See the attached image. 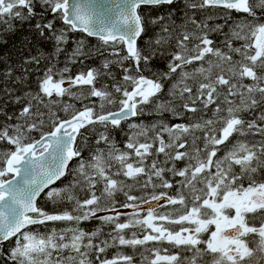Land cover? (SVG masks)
Listing matches in <instances>:
<instances>
[{
  "label": "snow or ice",
  "instance_id": "1",
  "mask_svg": "<svg viewBox=\"0 0 264 264\" xmlns=\"http://www.w3.org/2000/svg\"><path fill=\"white\" fill-rule=\"evenodd\" d=\"M14 20L54 52L34 88L38 57H0V264H264V0H0Z\"/></svg>",
  "mask_w": 264,
  "mask_h": 264
},
{
  "label": "trees",
  "instance_id": "2",
  "mask_svg": "<svg viewBox=\"0 0 264 264\" xmlns=\"http://www.w3.org/2000/svg\"><path fill=\"white\" fill-rule=\"evenodd\" d=\"M147 14L150 16H156V15H166L169 6H160L158 8H146L145 9ZM219 13H221V10L219 9ZM35 22H22L20 20H14L13 21V28L10 31L8 27L4 24H0V57L8 58V63L13 64L16 67L20 66V62L22 59L30 58V57H38L40 59V64L37 65H26L25 67H28L30 71L34 73V75H30L27 77L28 81L31 82V87H35V74L39 73L41 70L44 69L46 65L50 62V57L52 56L54 52L53 42L51 40L41 39L38 35L35 34L33 30V24ZM214 24L215 22H211ZM217 23H221V20L218 19ZM155 28V26H153ZM155 31L158 32L159 30L155 28ZM81 34L76 33L71 34L72 39L70 42L75 41V39L80 36ZM96 42V43H95ZM86 43L91 46H98L99 42L97 40L94 41V39L88 38ZM71 48L69 46L67 47V51H71L75 47V44L69 43ZM238 44V43H237ZM73 47V48H72ZM100 57L96 56L94 54V58L89 61H85L83 65L76 64L72 65L69 64L68 66L72 69V72L75 73L77 71H83L87 67H97L100 63ZM66 62L65 54H60L59 56V62L56 64L57 68H62ZM163 61L162 60H154L153 64L155 69L159 70L163 67ZM97 66H95V65ZM85 68V69H84ZM4 70V65L0 64V72ZM19 74V73H18ZM70 103H75L77 107H79L78 101H72L71 98H65ZM145 122L146 117L144 118ZM130 133V130L125 127L124 132L117 131L113 134V138L117 142V144H120L122 146V142L125 140L126 134ZM74 163V162H73ZM71 166V165H70ZM60 182L58 185H61ZM57 185V186H58ZM43 197H41V200L43 201ZM45 207L49 210H53L54 208L58 206H54L51 202H48L45 204ZM88 227H93L91 223L87 225Z\"/></svg>",
  "mask_w": 264,
  "mask_h": 264
},
{
  "label": "rangeland",
  "instance_id": "3",
  "mask_svg": "<svg viewBox=\"0 0 264 264\" xmlns=\"http://www.w3.org/2000/svg\"><path fill=\"white\" fill-rule=\"evenodd\" d=\"M208 16H211L212 17V19L211 20H209V21H207L209 24H212L211 22H215V23H217V20L219 19V16H220V13H219V9H205V10H203V11H201L200 13H199V18L200 19H206ZM221 20V19H220ZM221 23H222V20H221ZM156 29H158V28H156ZM159 30V29H158ZM71 39H72V37H71ZM70 43H72V44H74L73 42H70ZM237 43H239V42H237ZM69 46V48H71V46H70V44L68 45ZM54 50V49H53ZM65 59H66V56H65ZM130 130V129H129ZM131 131V130H130ZM122 144V143H121ZM60 183V182H59ZM58 183V184H59ZM57 184V185H58ZM57 185H55V186H53V187H56ZM58 186H60V187H63V184H61V185H58ZM106 231H107V229H106Z\"/></svg>",
  "mask_w": 264,
  "mask_h": 264
},
{
  "label": "flooded vegetation",
  "instance_id": "4",
  "mask_svg": "<svg viewBox=\"0 0 264 264\" xmlns=\"http://www.w3.org/2000/svg\"><path fill=\"white\" fill-rule=\"evenodd\" d=\"M223 10H221V12H222ZM146 121L147 122H153V123H155V120L152 118V117H146ZM127 128V127H126Z\"/></svg>",
  "mask_w": 264,
  "mask_h": 264
},
{
  "label": "bare ground",
  "instance_id": "5",
  "mask_svg": "<svg viewBox=\"0 0 264 264\" xmlns=\"http://www.w3.org/2000/svg\"><path fill=\"white\" fill-rule=\"evenodd\" d=\"M146 11V10H145ZM79 34V33H78ZM75 35V34H74ZM88 39V38H87ZM90 39H94V41L96 40L95 38H90ZM96 43V42H95ZM75 44V43H74ZM73 48V47H72ZM95 65V64H94ZM95 66H97V65H95ZM99 66V65H98ZM97 66V67H98ZM85 69V68H84ZM79 71H80V69H79Z\"/></svg>",
  "mask_w": 264,
  "mask_h": 264
},
{
  "label": "water",
  "instance_id": "6",
  "mask_svg": "<svg viewBox=\"0 0 264 264\" xmlns=\"http://www.w3.org/2000/svg\"><path fill=\"white\" fill-rule=\"evenodd\" d=\"M59 182H57V184H58ZM53 186H55V185H53Z\"/></svg>",
  "mask_w": 264,
  "mask_h": 264
}]
</instances>
